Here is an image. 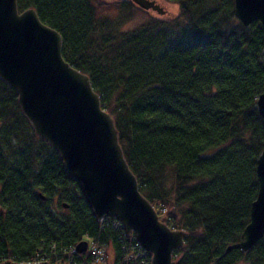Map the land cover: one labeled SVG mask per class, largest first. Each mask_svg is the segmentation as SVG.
<instances>
[{"label":"trees","instance_id":"1","mask_svg":"<svg viewBox=\"0 0 264 264\" xmlns=\"http://www.w3.org/2000/svg\"><path fill=\"white\" fill-rule=\"evenodd\" d=\"M164 1L179 7L175 18L148 16L129 1L17 0V8L35 10L60 34L64 61L89 77L113 118L140 193L164 224L187 233L176 264H264V237L245 253L225 252L249 224L258 192L261 24L243 26L234 0ZM136 12L146 18L124 31L125 13ZM116 224L94 219L0 80V263L36 255L69 263L74 256L63 253L86 240L110 250L112 264H135L124 257L134 254L135 239Z\"/></svg>","mask_w":264,"mask_h":264},{"label":"water","instance_id":"2","mask_svg":"<svg viewBox=\"0 0 264 264\" xmlns=\"http://www.w3.org/2000/svg\"><path fill=\"white\" fill-rule=\"evenodd\" d=\"M104 1H129L140 10L164 14L154 0ZM234 15L245 27L261 24L264 53V0H234ZM62 48L60 34L42 23L35 10L20 13L17 0H0V80L16 92L33 134L58 154L98 223L105 218L117 221L151 256L150 264H176L173 253L184 247L187 233L164 224L142 196L113 118L102 109L89 77L64 61ZM257 111L264 120V92ZM256 175L258 192L249 224L226 253L247 252L264 237V149ZM85 247L81 242L77 251Z\"/></svg>","mask_w":264,"mask_h":264},{"label":"rangeland","instance_id":"3","mask_svg":"<svg viewBox=\"0 0 264 264\" xmlns=\"http://www.w3.org/2000/svg\"><path fill=\"white\" fill-rule=\"evenodd\" d=\"M98 1H100V2H103V3H106L104 0H98ZM155 1V3L157 4V5H159L160 6V8H162V10L164 11V14L163 15H157L156 13H154V12H152V11H143V10H140V11H142V12H144L145 14H147L148 16H156V17H162V18H164V19H168V20H170V19H172V18H175L177 15H178V13H179V7L176 5V4H172V3H168V2H165L164 0H154ZM105 12L106 11V13H108L110 16H113V18H114V16H116L115 14V10H113V9H107V10H104V9H101V12ZM106 13H104V14H106ZM126 14V16H127V18H129V19H131V20H128L127 22H126V24L124 23V25H122V28H123V30L124 31H130V30H132V29H134V28H136V27H138L141 23L140 22H142V21H144V19L146 18V16H144L142 13H138V12H136V14H130V13H125ZM130 16H132V18H133V20H132V18L130 17ZM3 82V81H2ZM4 83V82H3ZM9 87V86H8ZM13 90V89H12ZM17 95V94H16ZM20 110V109H19ZM20 113H21V111H20ZM21 115H22V113H21ZM23 116V115H22ZM24 118V117H23ZM35 136V135H34ZM115 221V220H114ZM117 222V221H116ZM118 227V226H117ZM119 227L122 229V227H121V225L119 224ZM123 230V229H122ZM126 237H130V236H126ZM134 237V236H133ZM135 239V238H134ZM82 242H86V247H85V250L83 251V252H78L77 251V246L76 247H68L67 249H66V251L63 253L64 254V256H69V255H73V254H75V255H77V259L78 260H83V261H85L86 260V257L87 258H91V261H90V263L91 264H112V253L110 252V250H105V248H102V247H100V246H97L96 244H94V243H91V242H89V241H82ZM135 242H136V240H135ZM137 243V242H136ZM80 244V243H79ZM139 246V245H138ZM140 247V246H139ZM66 248V247H65ZM135 250H136V247H133ZM94 249H101L102 251H101V253H95L93 250ZM122 249H124V248H122ZM125 250V249H124ZM69 251V252H68ZM142 251H144L141 247H140V249H139V251H138V253L141 255L142 254ZM130 253V252H129ZM126 254L124 257H126V256H128L129 258H128V261H130V262H134V261H132L133 259H135V257L134 256H136V253L134 252V254ZM245 253V252H244ZM146 254V253H145ZM130 255V256H129ZM147 255V254H146ZM63 257V256H62ZM41 258V255H36V259L35 260H33V261H36V262H38V261H41V262H39V263H20V264H42V263H47V264H49L48 263V261H46L45 259H40ZM174 259V258H173ZM174 261H176L175 259H174ZM5 262H9V261H5ZM5 262H1L0 264H2V263H5ZM10 263H13V262H11L10 261ZM14 264H17V263H14ZM54 264V263H53ZM55 264H66V263H61V262H59V261H56V263Z\"/></svg>","mask_w":264,"mask_h":264},{"label":"built area","instance_id":"4","mask_svg":"<svg viewBox=\"0 0 264 264\" xmlns=\"http://www.w3.org/2000/svg\"><path fill=\"white\" fill-rule=\"evenodd\" d=\"M116 226H119V223L117 222V224L114 226V227H116ZM136 245V247H137V249L135 250V252H137L136 253V256H134L135 257V259H133L132 261H134L135 262V264H147V263H142V262H139V263H137V261L140 259V260H143L144 262H145V259H146V257H147V253L145 252V251H142V254L140 255L139 253H138V251H139V249H140V247L138 246V244L136 243L135 244ZM95 253L97 252V253H101V249H94L93 250ZM147 255H146V254ZM72 256H74V257H71V258H73V261L72 262H69V263H66V264H77V262H79V260L77 259V255H75V254H73ZM89 259H90V261H91V258L89 257ZM83 261V260H82ZM39 262H41V261H38V262H36V261H32V262H29V263H39ZM91 264V263H90ZM148 264H150V263H148Z\"/></svg>","mask_w":264,"mask_h":264},{"label":"flooded vegetation","instance_id":"5","mask_svg":"<svg viewBox=\"0 0 264 264\" xmlns=\"http://www.w3.org/2000/svg\"><path fill=\"white\" fill-rule=\"evenodd\" d=\"M149 255V254H148Z\"/></svg>","mask_w":264,"mask_h":264}]
</instances>
